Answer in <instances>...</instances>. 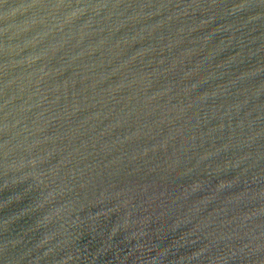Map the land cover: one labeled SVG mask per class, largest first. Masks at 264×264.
<instances>
[{"label":"water","instance_id":"obj_1","mask_svg":"<svg viewBox=\"0 0 264 264\" xmlns=\"http://www.w3.org/2000/svg\"><path fill=\"white\" fill-rule=\"evenodd\" d=\"M0 264H264V0H0Z\"/></svg>","mask_w":264,"mask_h":264}]
</instances>
